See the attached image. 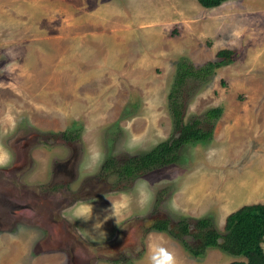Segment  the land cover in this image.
Wrapping results in <instances>:
<instances>
[{"label":"rangeland","instance_id":"1","mask_svg":"<svg viewBox=\"0 0 264 264\" xmlns=\"http://www.w3.org/2000/svg\"><path fill=\"white\" fill-rule=\"evenodd\" d=\"M153 1L159 4L150 6ZM104 3L106 0L98 4L105 10ZM88 4L82 0H0V143L14 156L12 166L0 169V264H53L56 258L32 259L39 249L33 244L52 234L56 235L52 245L65 247L61 248L64 254L71 257L68 245L76 250L73 260L66 255L65 263L111 264L114 260L117 264H141L139 256L150 242L171 239L166 233L165 239L162 234L149 236L152 231L145 228L152 219L167 217L171 227L182 217H208L221 231L223 217L233 207L249 202L231 200L230 196L238 193L235 183H230V193L219 170L232 164L218 162L217 154L244 137L251 138L255 146L264 142V0H227L215 8H204L196 0H119L117 4L124 7L116 6L127 11L132 22L150 21L149 16L154 17L152 13L159 7L166 16L175 10V17L162 27L168 38L163 45L172 56L148 63L141 77L137 71L129 75L136 82L124 80L127 92L121 91L125 95L116 99L118 108L110 105L112 98L95 97L87 91L92 97L83 103L69 97L56 103L40 81L46 74L64 75L77 61L70 53L64 55L67 49L78 48L74 37L84 36L94 27ZM105 48V43H95L85 49L102 52ZM219 49L232 50L234 59L214 68L203 81L190 78L184 85L188 99L182 100L183 122L197 119L203 128L211 122L207 142L186 144L179 149L175 163L131 179L115 180L116 174L100 178L97 172L101 166L95 172L83 166L89 145H97L104 160L120 161L169 137L167 94L178 58L184 57L198 68L214 61ZM75 53L79 56L78 50ZM59 56L67 62L59 64ZM127 69L130 72L134 67ZM143 77L145 80L137 81ZM185 91L186 87L182 93ZM218 106L220 115L214 121L205 120L207 110ZM132 137L139 142L130 147ZM140 180L148 182L153 196L150 205L140 209L133 203L128 215L117 220L110 216L113 235L118 237L111 249L96 248L93 255L85 248L80 250L79 234H90L92 225L74 221L68 211L71 204L91 203L94 216L107 215L111 201L120 193H132ZM100 231L92 232L102 237ZM52 245L44 243L43 247ZM174 245L178 252H186L175 240ZM226 258L232 259L216 249L192 263L221 264Z\"/></svg>","mask_w":264,"mask_h":264},{"label":"crops","instance_id":"2","mask_svg":"<svg viewBox=\"0 0 264 264\" xmlns=\"http://www.w3.org/2000/svg\"><path fill=\"white\" fill-rule=\"evenodd\" d=\"M82 1L89 3V17L94 24V27L84 33V36L74 37L73 40L78 45V48L72 51L67 49L64 55V57H68L67 55L68 53H70L77 61L73 64L71 70L69 69V71L67 70L64 72V75H62L61 72H57L56 74H53L51 76L49 74H46L41 78L40 81L43 82L44 89L45 86H47L45 91L51 93L54 99L58 101L56 103H62L61 100L65 97L73 98V102L75 101L76 103L81 102L82 100L83 103L85 99L91 98V95L97 97V95L100 94L98 97L104 98L105 95L104 99L112 98L110 105H112L114 108H118L116 99L118 97L124 96L125 94L123 95V92H127V87H125L123 84L125 82L124 80L130 79L135 81V79H133L129 75L137 71L136 73L138 77H141V74H145L144 69L148 63L155 64L156 62H160L162 61L161 58L164 55L165 56L163 58L166 59L172 56V52L169 51V48L163 45L165 42H167L168 38L163 35L162 27L168 22L172 23V18L170 19V17H175V10L173 11V13H170L166 16L163 15L159 7V10L152 13L154 17L149 16L150 21L147 20L145 22H132L130 20L131 18L128 15V12L123 11L120 7H117H124L123 4H117L119 0H106L107 3H104L106 4L105 10L104 5L101 6L100 4H98L103 0ZM108 2H110V4H108ZM149 4L150 6L154 7L159 4V1H153ZM143 11L150 12L152 10L145 9ZM169 11H171V9ZM87 40H89L88 43H86ZM95 43H105L106 48L102 52H96L94 49H85L89 44ZM76 50H78L79 56L76 55ZM64 57L59 56V64H61ZM63 62L66 63L67 59L65 61L63 60ZM132 66L134 67V69L129 72V69L127 68H130ZM79 74L82 77L81 79L80 77H78ZM143 80H145L144 77L142 80L137 81L142 82ZM94 83L96 84L94 85ZM106 90H108L110 93H107ZM84 91L90 92V97L88 96L87 92ZM56 103L54 102V105L52 103L50 105L55 106ZM63 106L64 105H62V107ZM69 107L71 108L70 104ZM94 108L98 110V108ZM95 109H92V113L100 114L99 112L94 111ZM48 112H50V110ZM106 112L107 111H105L104 113ZM47 114L49 115L50 113ZM250 140L251 138L244 137L241 143L234 142L233 144H229L224 148L223 153L217 154L218 162L223 161L230 162L232 164L224 170H219L221 171L219 172V178H221L222 176V179L225 180L224 186H227L228 191L229 189H231L230 183H235V190H237L238 193H233V190L229 191L230 193H233V195L230 196L232 201H249L246 204H250V202L264 203V142L255 146L251 144ZM259 148L262 149L258 150ZM246 194L248 195L247 198ZM74 203H72L71 205H74ZM238 207H233L231 211L235 210ZM128 214L129 213H126V215ZM105 216H109V219L113 218L110 217V213L107 215H104L103 213V215L99 217V219L104 220ZM96 217L98 216L93 215V218L87 221V223H89L88 226L93 225L96 222ZM109 219L104 221L106 225H104L103 223L100 229L105 233V236L102 234V232L101 234H99L102 237H98L97 233H94L92 231H90V234L88 235H85V233L84 235H82V233L80 232V244L77 247L80 250H82L83 248L90 250L89 252L91 253V255H93V250L96 248L106 249L107 247H109V249H111V245L118 239V237H114V225L112 224V221L111 223H109ZM150 231L153 232L154 230ZM152 232H149V236L153 234L154 237L155 234H158L159 237V235L162 234L160 235V237L165 239L164 232ZM41 240L43 239H39L38 241ZM170 240L166 239L165 242L162 243H164L165 246H167L170 250L174 251L178 260V264H181L182 261L185 262V264H193V260H197V257H193L190 254L187 255L184 251L178 252L177 247L174 245V240ZM99 243L103 246H100ZM261 247L264 252V235L261 242ZM215 250L216 249H207L205 254ZM61 254H63L62 257ZM71 255L72 257H74L73 254ZM148 256L149 248H145L141 252V255L139 256L140 258L138 260H141V264H148ZM191 257L193 259H191ZM231 257L232 259L230 261V258H226L223 261L224 263L221 264H228L232 261H242L237 257ZM34 258L36 261H39L40 259L42 262L45 259H47V261H50L51 259L53 260L54 258H56L53 264H58V260L60 259H62V261L60 260V264H71V262L68 261V263H65L66 254L61 251V248L56 246H44L42 249H37L36 254L32 259ZM75 259L76 258H74V260ZM79 260L81 261V259ZM244 260L245 259H243V261ZM73 263L79 264L80 262L76 263V261H73ZM110 263L117 264V262H115L114 260H111ZM48 264H51V262H49ZM94 264H96V262H94ZM98 264L107 263L100 261L98 262Z\"/></svg>","mask_w":264,"mask_h":264},{"label":"trees","instance_id":"3","mask_svg":"<svg viewBox=\"0 0 264 264\" xmlns=\"http://www.w3.org/2000/svg\"><path fill=\"white\" fill-rule=\"evenodd\" d=\"M224 1L226 0H196L204 8L216 7ZM215 57L214 61H207L198 68H193L188 59L178 58L167 94V111L172 134L147 151L120 161L113 158L105 159L97 172L100 178L116 174L115 180L131 179L140 173L175 163L178 160V151L184 145L207 142L211 138V122L207 128H203L197 119L182 121V100L184 101L185 97L188 99L189 91L184 85L190 78L205 80L212 74L214 68L231 62L234 59V52L229 49H219ZM185 87L186 91L182 93ZM220 113L221 107L210 108L205 113L204 119L214 121ZM169 222L167 217L154 218L145 231L166 233L193 257H201L207 249L216 248L228 255L245 259L228 264H264V252L261 247L264 235V203L243 204L231 211L225 216L221 231L215 228L208 217L191 219L182 217L171 227Z\"/></svg>","mask_w":264,"mask_h":264},{"label":"clouds","instance_id":"4","mask_svg":"<svg viewBox=\"0 0 264 264\" xmlns=\"http://www.w3.org/2000/svg\"><path fill=\"white\" fill-rule=\"evenodd\" d=\"M138 142L136 137H132L129 146H134ZM13 160L12 150L3 143H0V169H7L9 166H12ZM103 160L104 156L101 149L97 145H89L86 161L83 166L89 171L95 172L103 164ZM152 198L153 196L149 190L148 182L140 180L137 182L132 193H120L116 200L111 201L110 216L115 217L117 220L118 217L130 213L133 203L138 208L145 209L150 205ZM68 211L71 213L74 221L81 219L87 222L93 218V205L84 201L77 202ZM107 219H109V216H105L104 220L96 217V222L92 225V231H100L104 221ZM102 234L105 236L104 232ZM148 264H178V260L174 251L170 250L162 242H150Z\"/></svg>","mask_w":264,"mask_h":264},{"label":"flooded vegetation","instance_id":"5","mask_svg":"<svg viewBox=\"0 0 264 264\" xmlns=\"http://www.w3.org/2000/svg\"><path fill=\"white\" fill-rule=\"evenodd\" d=\"M74 203V202H73ZM22 216H27V215H29V214H21ZM55 239H56V235H53L52 234V236L50 237L49 236V238H43V240H41V241H38V242H36V244L34 243L33 244V247L36 245V247H39V249H42L43 248V245H44V243L45 244H47V243H49V244H51L52 245V243H53V241H55ZM45 241V242H44ZM52 242V243H51ZM60 244V243H59ZM68 244V243H67ZM54 246H56V247H60V248H63L64 250H65V247H62L61 245H58V244H53ZM52 245V246H53ZM63 246H64V244H63ZM72 246H74V244H72ZM73 247H69V245L67 246V250H68V252L70 253V254H73V256H75V254H77L76 253V250H73L72 249ZM38 249V248H37ZM36 249V250H37ZM35 250V251H36ZM66 255L70 258V260L72 259V255H71V257L69 256V254L68 253H66ZM73 260V259H72ZM113 261V260H112ZM68 262H71V261H68ZM67 262V263H68Z\"/></svg>","mask_w":264,"mask_h":264}]
</instances>
